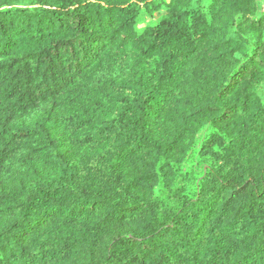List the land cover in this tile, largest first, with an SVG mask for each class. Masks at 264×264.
Masks as SVG:
<instances>
[{"label":"trees","instance_id":"16d2710c","mask_svg":"<svg viewBox=\"0 0 264 264\" xmlns=\"http://www.w3.org/2000/svg\"><path fill=\"white\" fill-rule=\"evenodd\" d=\"M0 264H264V0H0Z\"/></svg>","mask_w":264,"mask_h":264},{"label":"rangeland","instance_id":"374dc122","mask_svg":"<svg viewBox=\"0 0 264 264\" xmlns=\"http://www.w3.org/2000/svg\"><path fill=\"white\" fill-rule=\"evenodd\" d=\"M161 15H162V13H158V14H156V15L154 16V19H153V20H151V19H147V21H148V22L155 21V20H157ZM140 28H141V27H140ZM140 28H139V29H140Z\"/></svg>","mask_w":264,"mask_h":264}]
</instances>
